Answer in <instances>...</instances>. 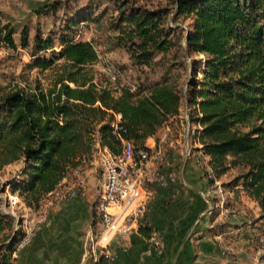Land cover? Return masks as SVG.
Wrapping results in <instances>:
<instances>
[{"label": "trees", "instance_id": "1", "mask_svg": "<svg viewBox=\"0 0 264 264\" xmlns=\"http://www.w3.org/2000/svg\"><path fill=\"white\" fill-rule=\"evenodd\" d=\"M62 6L47 2L36 13ZM72 9L57 36L36 32L26 63L30 70H51L48 85L37 81L0 95V170L22 163L11 192L39 210L50 192L84 175L98 145L120 151L115 113L122 116L120 132L139 149L149 137L159 144L166 126L178 131L185 108L196 126V149L209 157L212 173L202 170L205 181L216 187V180L238 168L235 183H223L224 189L247 188L264 211V0H90ZM88 22L98 23L109 51L125 50L145 79L132 86L95 70L99 43L77 37ZM16 32L0 11V42L17 49ZM20 46H31L27 26ZM192 54L201 58L192 59V73L181 85L174 70ZM158 68L160 78L149 77L146 71ZM143 220L140 230L149 238L154 228ZM262 221L255 225L264 233ZM206 232L222 235L226 227L216 224ZM24 235L0 209L1 264H14Z\"/></svg>", "mask_w": 264, "mask_h": 264}, {"label": "rangeland", "instance_id": "2", "mask_svg": "<svg viewBox=\"0 0 264 264\" xmlns=\"http://www.w3.org/2000/svg\"><path fill=\"white\" fill-rule=\"evenodd\" d=\"M54 1L56 0H0L2 19L3 21L11 22L15 27L17 32L14 37L18 43V48L12 49L7 47L3 42H0V95L12 91L17 87H34L37 81L44 85H48L49 79L53 75L51 70H30L26 67V63L32 59L31 48L36 32L40 31L43 37L50 35L57 36L61 30L60 28L65 24V20L69 13L73 12L72 6H82L87 4L90 0H59L62 1L63 6L56 12H51L48 15H38L36 13L37 8L47 2ZM94 1L104 2L107 0ZM157 2L158 0H152L154 4ZM102 8L99 9L98 12H100ZM109 17L110 14L105 16L102 23H107ZM190 22V20L185 21L183 26H189ZM25 26L30 30L31 42V46L26 49L20 46V32ZM80 28V32L77 36L78 38L83 40L94 39L99 43L97 46L99 62L94 66L95 70L101 72L112 81H118L120 79L122 83L132 86H135V84L139 82V79H145V73L140 72L132 65L129 55L125 50L115 49L109 51L108 46L105 44L106 34L103 32V28L99 27L98 23L88 22L82 24ZM55 45L54 49L59 50L58 41H56ZM49 51L46 53L48 54ZM193 58H201V56L195 54L187 55L185 58L186 66L181 67L178 65L174 70L173 76H179L181 85L185 83L192 73L191 61ZM146 72H149V77L158 79L162 75L163 70L158 68L154 72ZM180 121L178 131L172 129V127L168 129V126H166L158 133L157 138L163 152H175L174 154H177L180 160L175 166H163L162 170L164 172L168 173L173 171L176 175L175 179L170 181L167 186H159L150 183L146 184L153 193L148 198L146 211L142 217L144 219L143 221L146 222L147 219L149 220V205L153 202L157 192L161 188L170 187L171 184H175L173 185L174 187L185 190L186 196L193 198V201L196 197L202 200L200 207L203 213L195 226H193L194 222H191L190 226L185 228V224L189 219L188 216L192 210V205L189 206L188 203H184L182 209H191L182 212L183 214L181 213L182 221L180 223L181 227L184 226L183 231H187L185 235V240L187 239L186 242L189 240L192 241V245L196 250L195 256L197 258L200 257L199 260L202 264H264V233L260 230V227H258L259 225H255V223L261 224V220L264 222L263 209L258 201L249 194L247 188L240 186L236 187V192H229L225 190L222 185L223 183H235L234 180L239 175L240 170L238 168L230 170L218 180L216 187L210 186L206 181L203 183L199 182L198 179L196 180L194 178L191 180L186 179V184L183 179L180 178V167L185 158L184 152H187V149H189L190 152H198L196 148L200 147V143L195 137V129H193L196 128V126L191 125L190 119L188 122L185 108L182 109ZM188 140L189 148L187 147ZM149 144L153 145L154 142L150 141ZM98 151L93 161L86 167L84 175L82 174L85 178V188L83 192L77 196V198L88 200V204L92 207L94 215L92 229L95 239L98 237V232L101 229L97 205L103 183L102 172L98 165ZM21 166L22 163L9 164L0 170V209L4 213L12 215L15 218V225L20 227L25 235L27 233L31 234L32 240L36 234L43 229L46 222L45 215L58 212L56 210L64 208V203L70 200H60L50 197L48 200H53V205L45 206L46 200L39 210L28 208L17 194L11 192L10 188V183L18 177ZM195 167H197L196 164H194V168ZM79 178V176L74 175L69 182L65 181L64 185H62L59 190L65 191L68 187L75 185ZM189 183L200 187V189L203 190L201 194L203 197L199 193H196L194 189L189 190ZM194 206L195 205H193V208ZM212 223L213 225H211ZM216 224H223L226 227V232L222 235H210L208 232L207 237L204 238L206 246L202 248L206 252L201 253L203 251L198 246L197 241L202 237V230L207 229L208 231V228ZM153 231H158V229H154ZM28 244L23 248L27 247ZM208 248H211V251L208 250ZM190 256H192L191 252H185L182 253L181 257L189 258ZM182 262L183 264H188L185 259H183Z\"/></svg>", "mask_w": 264, "mask_h": 264}, {"label": "crops", "instance_id": "3", "mask_svg": "<svg viewBox=\"0 0 264 264\" xmlns=\"http://www.w3.org/2000/svg\"><path fill=\"white\" fill-rule=\"evenodd\" d=\"M150 141L155 142V138L149 137L146 144ZM174 153L171 152V166L177 165L180 160L179 156ZM194 164L193 160L183 159L180 178L185 183L186 179L193 178L202 183L205 181L202 171L198 167L194 168ZM191 183L188 184V189H194L201 195L203 190ZM173 185L175 184L161 188L153 202L150 203L148 210V224L163 234L162 252L150 251L149 238L139 229L130 235L128 247L123 248L119 238L113 240L112 247L118 254L114 264H183V259L187 260L188 264H202L200 257L195 256L196 250L192 241L186 242L187 231L184 232V226L181 227L180 224L182 212L191 209H182V205L188 203L189 206L192 205V210L185 228H188L191 222H194L193 226H195L203 213L200 207L202 200L196 197L197 199L193 201V198L186 196L185 190ZM87 201L74 198L64 203V208L57 209L58 212L47 214L43 229L36 234L27 247L17 250L14 254V264H107L105 260L95 262L89 251L88 244L93 236L94 215ZM193 205H195L194 208ZM206 230H202V237L197 241L201 249L206 246L204 242L208 234ZM208 250L211 251V248ZM202 251L201 253L206 252L203 249ZM185 252H191L192 256L181 257Z\"/></svg>", "mask_w": 264, "mask_h": 264}, {"label": "built area", "instance_id": "4", "mask_svg": "<svg viewBox=\"0 0 264 264\" xmlns=\"http://www.w3.org/2000/svg\"><path fill=\"white\" fill-rule=\"evenodd\" d=\"M187 120L189 122L188 113ZM121 121V114L115 113L112 122L113 134L119 140L120 151L115 152L108 146L98 145V165L103 179L97 205L101 229L96 239L92 236L89 240V251L97 263L105 260L107 264H114L118 254L112 247L113 240L119 238L121 246L128 247L130 235L140 229L148 198L153 193L146 184L167 186L176 176L173 171L167 173L162 170L163 166H171V162L161 145L155 141L153 145L146 144V147L136 149L133 140L120 132ZM187 147L189 148V140ZM184 156L186 159H193L200 170L212 173L209 157L205 153L190 152L187 149ZM79 177L75 185L65 191L57 189L50 192L45 206L54 204L53 200H48L50 197L60 200L77 198L85 188L84 176ZM31 238L32 235L27 233L17 249L23 248ZM148 247L150 251L162 252L163 236L159 231L152 232Z\"/></svg>", "mask_w": 264, "mask_h": 264}]
</instances>
